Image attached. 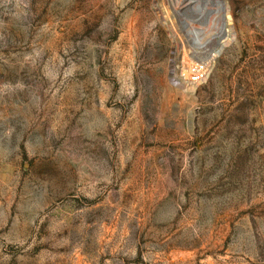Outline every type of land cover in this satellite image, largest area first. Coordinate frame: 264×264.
I'll return each mask as SVG.
<instances>
[{
  "label": "rangeland",
  "instance_id": "374dc122",
  "mask_svg": "<svg viewBox=\"0 0 264 264\" xmlns=\"http://www.w3.org/2000/svg\"><path fill=\"white\" fill-rule=\"evenodd\" d=\"M220 1L211 58L180 0H0V264H264V0Z\"/></svg>",
  "mask_w": 264,
  "mask_h": 264
},
{
  "label": "bare ground",
  "instance_id": "6f19581e",
  "mask_svg": "<svg viewBox=\"0 0 264 264\" xmlns=\"http://www.w3.org/2000/svg\"><path fill=\"white\" fill-rule=\"evenodd\" d=\"M179 6L182 12L193 13L201 18L208 15L219 17L218 24L216 25L218 35L215 38V44L218 45V49L215 50L214 48L211 55V58L215 57L222 50L224 45L231 40L230 18L223 3L220 0H180ZM188 34L192 35V32ZM184 91H189V89L185 88Z\"/></svg>",
  "mask_w": 264,
  "mask_h": 264
},
{
  "label": "built area",
  "instance_id": "2783aa9c",
  "mask_svg": "<svg viewBox=\"0 0 264 264\" xmlns=\"http://www.w3.org/2000/svg\"><path fill=\"white\" fill-rule=\"evenodd\" d=\"M207 77V67L204 64H192L187 68L185 75L177 76L174 72L170 74V83L174 87H180V81H187L192 85H200Z\"/></svg>",
  "mask_w": 264,
  "mask_h": 264
}]
</instances>
